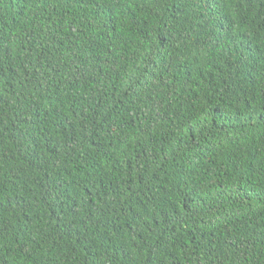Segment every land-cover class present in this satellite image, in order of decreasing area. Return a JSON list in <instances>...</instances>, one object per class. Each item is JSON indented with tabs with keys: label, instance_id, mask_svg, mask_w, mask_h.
Instances as JSON below:
<instances>
[{
	"label": "trees",
	"instance_id": "1",
	"mask_svg": "<svg viewBox=\"0 0 264 264\" xmlns=\"http://www.w3.org/2000/svg\"><path fill=\"white\" fill-rule=\"evenodd\" d=\"M0 264H264V0H0Z\"/></svg>",
	"mask_w": 264,
	"mask_h": 264
}]
</instances>
